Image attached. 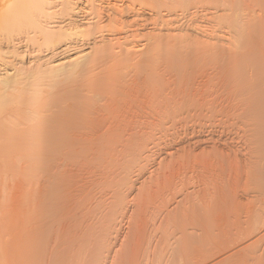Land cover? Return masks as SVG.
I'll return each instance as SVG.
<instances>
[{
  "label": "bare ground",
  "instance_id": "1",
  "mask_svg": "<svg viewBox=\"0 0 264 264\" xmlns=\"http://www.w3.org/2000/svg\"><path fill=\"white\" fill-rule=\"evenodd\" d=\"M75 1L0 0V264H264V0Z\"/></svg>",
  "mask_w": 264,
  "mask_h": 264
},
{
  "label": "rangeland",
  "instance_id": "2",
  "mask_svg": "<svg viewBox=\"0 0 264 264\" xmlns=\"http://www.w3.org/2000/svg\"><path fill=\"white\" fill-rule=\"evenodd\" d=\"M195 1H198V0H193V1H190V5L191 4H194V5H192V8H190L189 6L190 5H188L187 7H189V10H187V7H185L184 9V11L180 8L178 11H177V15H176V28H178V29H180L181 28V30L182 31H180V33L181 34H183L182 32H188V35H194L195 33V37L196 36H198L197 35V32L199 33V35H200V30H204L203 28H209V30H206V31H208L209 33L210 32H212V31H214V30H216V26L219 24V21L221 20H219V18H221V17H223V13H225V12H221L223 15L221 16V17H214V15L212 16V12H205V11H210L208 8L206 9V7L204 6V4L202 5V2H200V1H198V2H195ZM249 1V0H248ZM247 1V2H248ZM192 2V3H191ZM254 2V1H253ZM257 1H255V3H256ZM74 3H76V4H74ZM74 3H72V8H73V6H74V8H76L75 9V12L73 11V13L71 12H67V16H61V21H66L67 22V20L68 21H71V22H76L77 24H84V23H90L91 21H93V17H94V8L97 6V5H99L100 4V2L98 1V0H93V1H90V2H85V0H77V1H75ZM199 3V4H198ZM201 3V4H200ZM74 4V5H73ZM198 4V5H197ZM249 4H251V2L249 3ZM200 5H202L201 7H200ZM252 5V4H251ZM194 6V7H193ZM236 6H238V0H236ZM254 6V5H253ZM78 7V8H77ZM195 7H197V8H195ZM205 7V8H204ZM204 8V9H203ZM237 9H238V7H236V9H234V12L235 13H233L232 12V15L234 16V17H236L237 15H238V11H237ZM194 10V11H193ZM200 10V11H199ZM205 10V11H204ZM187 11V12H186ZM196 11V12H195ZM201 12V13H200ZM204 12V13H203ZM219 12V11H218ZM217 12V13H218ZM194 13L196 14L195 16H194ZM211 15H210V14ZM216 13V16L217 15H221V13H218L217 14ZM228 13V12H227ZM71 14V15H70ZM229 14V13H228ZM236 15V16H235ZM204 16H205V18H204ZM209 16V17H208ZM202 17L204 18V19H202ZM224 18V17H223ZM237 18H238V16H237ZM215 19V20H214ZM197 20V21H196ZM202 20H203V22H202ZM219 20V21H218ZM218 21V24H216V22ZM222 21V20H221ZM221 21H220V24H219V26L221 25ZM71 22H69V23H71ZM195 24H194V23ZM196 23H197V25L199 24V26H197L196 25ZM182 24V25H181ZM186 24L187 25H189V26H186ZM214 24H216V25H214ZM179 25V26H178ZM201 25H203V26H201ZM185 26H186V28H185ZM196 26V27H195ZM218 26V27H219ZM222 26V25H221ZM233 26V27H232ZM231 27L230 26H226L225 25V27H227L228 29H231V30H228V29H226L224 26L221 28V29H223L222 31H221V29L219 28L218 29V27H217V29H218V34L220 33L222 36H226L224 39L225 40H223V41H225L224 42V44L227 46V47H229L228 45L229 44H227V43H231L232 42V47H231V45H230V49L231 48H233V51H234V49H235V52L238 50V26H236L237 28L236 29H232V28H234V24L232 25ZM102 27H103V31H104V33H106L107 31H110V30H114V28H116V24L114 23V22H112V21H110V20H105L103 23H102ZM175 27V26H174ZM180 27V28H179ZM183 27V28H182ZM189 27V30L187 29ZM191 27H193V28H191ZM197 27H199V28H197ZM201 27V28H200ZM210 27H211V29H213V28H215L214 30H212V31H210ZM213 27V28H212ZM190 29H193L192 31L190 30ZM194 29H195V31H194ZM199 29V30H198ZM129 29H128V27H124L123 28V31L125 32V31H128ZM196 30H197V32H196ZM220 30V31H219ZM229 31H230V33H229ZM185 32V33H186ZM191 32V33H190ZM193 32H194V34H193ZM202 32V31H201ZM228 32V33H227ZM190 33V34H189ZM216 32H212V34H215ZM235 33V34H234ZM237 33V34H236ZM228 34V35H227ZM185 35V34H184ZM186 35H187V33H186ZM191 35V36H192ZM188 37H190V36H188ZM194 37V38H195ZM86 38H87V36H83L82 38H79V39H77V38H75L74 40H68V41H66L65 43H63V44H61V46L60 45H53L52 46V48H50V49H48L47 50V52L45 53L46 54V59L44 60V61H48V62H50V60L52 61V60H56L57 59V61L59 62V63H61V64H63V63H66V62H68V64H69V62H71L72 60L71 59H75L76 58V56L78 57L79 56V54L80 55H84V54H87V53H89L90 52V41H87L86 40ZM192 38H193V36H192ZM192 38H190V39H192ZM193 38V39H194ZM90 38H88V40H89ZM227 40H228V42H227ZM237 44V45H236ZM235 46H237V49H236V47ZM230 52H231V50H230ZM234 52V53H235ZM238 52V51H237ZM232 53V52H231ZM236 55L238 54V53H235ZM48 56V57H47ZM60 57V58H59ZM63 59V60H62ZM46 61V62H47ZM61 61V62H60ZM42 62V61H41ZM40 63V62H39ZM57 63V62H56ZM67 64V63H66ZM66 64H64L65 65V67H66ZM67 68H69V67H66V69ZM70 71V70H69ZM69 71H67L66 73H64L63 71H61V72H63V73H61L62 75H56L57 77H55V79L54 80H51V83H50V89L52 88V89H54V86H58V83L57 82H59L58 81V79L60 80L61 78H63V77H65L66 75L68 76V74L67 73H69ZM63 74L65 75V76H63ZM70 74V73H69ZM54 77V76H53ZM57 78V79H56ZM64 79V78H63ZM63 79H61V80H63ZM60 80V81H61ZM52 81H53V83H54V81H56L54 84L52 83ZM54 85V86H53ZM55 87V88H56ZM92 153H90V156H92L91 155ZM85 155H86V153H85ZM89 156V155H88ZM83 157V156H82ZM42 158L43 157H40V158H38V160L36 161L37 162V164L39 165L40 163L42 164L45 160H43V162H40V161H42ZM89 158V157H88ZM39 159H41V160H39ZM44 159V158H43ZM36 162H34V163H36ZM39 162V163H38ZM36 164V165H37ZM34 165V164H33ZM11 169L12 168H9L8 170H10V171H8L7 170V172L6 171H4L3 172V178L2 179H4V180H6L7 179V181L8 182H5L4 180H2V184H5V186L4 185H2L3 187H7V185L9 186V182H10V186H12V187H7L6 189L5 188H3V192H5V190L7 191V192H5V193H7L6 195H5V193L3 194V197H2V202H3V204L1 203V214H3L4 215V211L6 210H9V212H6V215H2V217L4 218V222L6 221V218H7V215H10L9 213L11 212V210H12V205H10L11 203H9L10 201H9V199H10V197H11V195L13 194L12 192H14L13 190H15V182H16V180L15 181H13L12 182V180H14V177L12 178V176H11V173H12V171H11ZM8 173V174H7ZM9 176V178H10V180H8V177H6V176ZM83 175H85V173L83 174ZM11 176V177H10ZM28 178H29V176H28ZM28 178H27V180H28ZM29 181V180H28ZM26 183V182H25ZM12 184V185H11ZM15 184V185H14ZM27 185H29L30 183H26ZM25 186V189L24 190H26L27 191V189H26V187H29V186ZM23 186H24V184H23ZM14 188V189H13ZM5 189V190H4ZM8 189H11V191H9L8 192ZM10 194V197L9 198H7L8 197V195ZM6 196V199L8 200H3V198H5V196ZM9 204L10 206H8L7 204ZM6 208V209H4V207ZM20 205V204H19ZM21 205H22V203H21ZM20 205V206H21ZM8 207H10V208H8ZM6 216V217H5ZM9 217V216H8Z\"/></svg>",
  "mask_w": 264,
  "mask_h": 264
}]
</instances>
